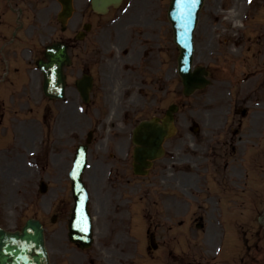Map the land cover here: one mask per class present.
<instances>
[{
  "label": "rangeland",
  "instance_id": "obj_1",
  "mask_svg": "<svg viewBox=\"0 0 264 264\" xmlns=\"http://www.w3.org/2000/svg\"><path fill=\"white\" fill-rule=\"evenodd\" d=\"M168 2L125 0L115 13L96 15L89 0H75L76 12L63 34L55 18L58 5L42 0L47 42L85 20L93 25L71 51L65 98L47 101L32 85L27 130L10 125L1 131L13 133L15 141H8L14 146L7 156L0 155V216L13 225L26 216L39 218L51 264H216L223 259L225 247L218 248L223 238L239 240L235 252L241 263L252 258L264 264V54L254 56L264 48L263 36L258 39L264 30L242 37L247 24L264 25V0L204 1L193 64L208 68L211 83L189 96L181 93L172 60L177 50L166 19ZM233 7L243 24L238 32L230 25ZM82 71L94 75L87 104L73 85ZM171 102L180 108L166 154L147 177L136 179L131 128L162 114ZM89 130L93 138L84 177L95 232L92 249L81 252L66 235L72 204L66 171ZM207 159H213V170H205ZM115 171L123 174L120 184ZM40 179L49 183L46 193L38 191ZM57 211L66 212L51 223ZM141 214L153 224L158 243L147 254L143 235H136L142 233L137 229Z\"/></svg>",
  "mask_w": 264,
  "mask_h": 264
},
{
  "label": "water",
  "instance_id": "obj_2",
  "mask_svg": "<svg viewBox=\"0 0 264 264\" xmlns=\"http://www.w3.org/2000/svg\"><path fill=\"white\" fill-rule=\"evenodd\" d=\"M119 0H94V6L104 9L105 6ZM203 0H171L168 18L172 24L174 41L179 48L178 73L183 83V92L191 93L195 88L203 87L208 81L204 78V69L196 67L191 71L192 34L197 21V13ZM68 4V2H67ZM49 62L41 63L45 73V90L52 96H60L63 91L61 66L67 62L64 48L55 45L47 54ZM83 84H80V86ZM52 87H54L52 89ZM173 110V109H172ZM168 111L165 119L172 118ZM164 135L163 128L152 125L140 143L145 147V160L158 156L157 147ZM137 159V152L135 154ZM84 166L83 154L76 160L71 176L74 181L73 193L75 207L69 223V238L82 245L90 242V225L86 216V197L79 184L80 173ZM0 264H49L44 247L42 228L38 221L28 220L21 232L7 233L0 229Z\"/></svg>",
  "mask_w": 264,
  "mask_h": 264
},
{
  "label": "flooded vegetation",
  "instance_id": "obj_3",
  "mask_svg": "<svg viewBox=\"0 0 264 264\" xmlns=\"http://www.w3.org/2000/svg\"><path fill=\"white\" fill-rule=\"evenodd\" d=\"M0 1V107L27 109V0Z\"/></svg>",
  "mask_w": 264,
  "mask_h": 264
},
{
  "label": "bare ground",
  "instance_id": "obj_4",
  "mask_svg": "<svg viewBox=\"0 0 264 264\" xmlns=\"http://www.w3.org/2000/svg\"><path fill=\"white\" fill-rule=\"evenodd\" d=\"M231 12H232V10H231ZM69 115H67L66 117H68ZM237 167V166H236Z\"/></svg>",
  "mask_w": 264,
  "mask_h": 264
}]
</instances>
